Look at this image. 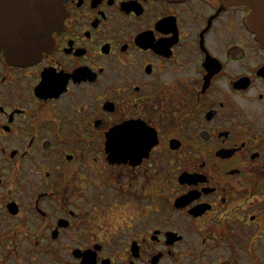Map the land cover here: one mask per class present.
<instances>
[{
	"label": "flooded vegetation",
	"instance_id": "af4514ba",
	"mask_svg": "<svg viewBox=\"0 0 264 264\" xmlns=\"http://www.w3.org/2000/svg\"><path fill=\"white\" fill-rule=\"evenodd\" d=\"M63 7L40 57L0 51V264H264L251 9Z\"/></svg>",
	"mask_w": 264,
	"mask_h": 264
},
{
	"label": "water",
	"instance_id": "95a60500",
	"mask_svg": "<svg viewBox=\"0 0 264 264\" xmlns=\"http://www.w3.org/2000/svg\"><path fill=\"white\" fill-rule=\"evenodd\" d=\"M220 2L223 5L250 7L246 23L257 38L264 42V0ZM63 17V0H22L19 9L0 8V51L22 62L40 57L50 44L47 39L49 33Z\"/></svg>",
	"mask_w": 264,
	"mask_h": 264
}]
</instances>
